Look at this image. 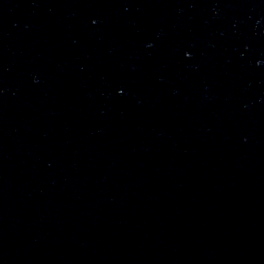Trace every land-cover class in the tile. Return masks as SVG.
<instances>
[{"label": "water", "instance_id": "95a60500", "mask_svg": "<svg viewBox=\"0 0 264 264\" xmlns=\"http://www.w3.org/2000/svg\"><path fill=\"white\" fill-rule=\"evenodd\" d=\"M0 264H264V0H0Z\"/></svg>", "mask_w": 264, "mask_h": 264}]
</instances>
